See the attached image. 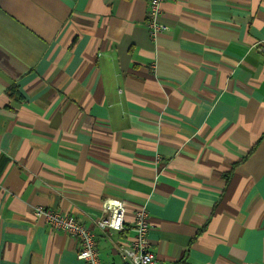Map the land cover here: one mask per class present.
Instances as JSON below:
<instances>
[{"label":"crops","instance_id":"1","mask_svg":"<svg viewBox=\"0 0 264 264\" xmlns=\"http://www.w3.org/2000/svg\"><path fill=\"white\" fill-rule=\"evenodd\" d=\"M0 0V264H103L144 207L157 264H264V0ZM106 199L125 229L94 227Z\"/></svg>","mask_w":264,"mask_h":264},{"label":"built area","instance_id":"2","mask_svg":"<svg viewBox=\"0 0 264 264\" xmlns=\"http://www.w3.org/2000/svg\"><path fill=\"white\" fill-rule=\"evenodd\" d=\"M164 0H148L146 28L152 38L165 30L160 19L161 4ZM102 216L95 221L94 227L101 233L121 234L125 229L126 209L123 203L115 199H106L101 204ZM34 216L50 230L62 232L78 243L77 259L82 264H103L100 259L95 232L75 219L44 207H37ZM150 230L148 215L144 207L133 212L131 231L133 236L115 245L119 261L115 264H157L155 254L148 250L147 234Z\"/></svg>","mask_w":264,"mask_h":264}]
</instances>
